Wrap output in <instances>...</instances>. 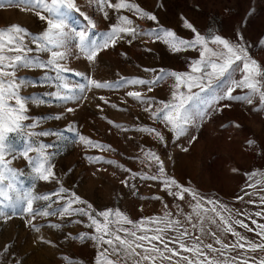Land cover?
I'll return each instance as SVG.
<instances>
[{
    "label": "rangeland",
    "instance_id": "1",
    "mask_svg": "<svg viewBox=\"0 0 264 264\" xmlns=\"http://www.w3.org/2000/svg\"><path fill=\"white\" fill-rule=\"evenodd\" d=\"M129 2L137 3L156 15L157 21L141 19L126 9L118 13L115 9L108 8L103 0H74L79 11L73 9L68 14L70 31H87L91 39L100 41L111 26L118 23V15H127L139 31L148 33L138 35L135 39L131 36L118 39L115 46L102 48L94 61H88L80 53L75 46L78 40L73 35L66 58L61 62L71 69L63 74L67 77L71 91H62L61 94L75 95L78 99L57 100L48 95L57 91L58 81L52 68L21 69L17 73L29 82L22 88V95L40 96L46 101L44 104L28 105L27 114L30 119L24 123H37L36 128L25 127L19 134H8L16 150L12 167L23 173L18 178L19 186L28 188L34 184L32 190L36 194H50L63 186L68 189L66 195L74 192L96 211L119 209L132 221L162 216L165 210L170 211L173 218L184 220V215L192 212L189 207L191 197L180 201L169 196L160 181L145 180L141 175L132 176L134 172L147 175L156 173L155 164L145 157L146 152L152 151L164 161L166 174L174 177L180 184L191 187L207 199L219 201L233 212L259 211L264 207L259 200L264 195V185L248 187L250 183L255 184L260 179L256 176L249 180L251 173L264 172V110H254L261 107L258 98L254 105L235 100L217 101L211 110L207 103L192 101L190 103L194 112L207 111L208 115L197 117L195 123L188 126L187 132L176 138L168 128L151 117L150 111H145L148 98L157 102L170 99L174 78L166 76L154 85H115L122 78L152 80L161 69L165 72L189 71V63L199 58L198 50L186 49L173 53L162 40H156L151 35L152 30L159 32L160 28H164L173 30L181 38L192 39L194 34L184 27L182 17L201 34H218L233 43L239 41L264 68V0ZM112 3H116V0H112ZM105 12L108 13L107 17ZM12 24L21 25L28 30L29 42L38 39L47 29V22L25 9L22 4L5 3L4 7H0V28ZM93 24L95 27H92ZM29 46L35 48L34 44L29 43ZM33 55L47 60L49 54L34 52ZM86 78L114 86L99 89L89 86L83 92L72 87L78 83L86 84ZM234 78L239 79L240 73L236 72ZM129 91L141 93L143 100L128 96ZM216 91L218 89L213 86L212 93ZM244 91L246 90L236 89L234 95H242ZM224 104L229 106L224 107ZM66 108H72L73 111L67 112ZM56 116H60V119H55ZM145 127L160 131L165 142L161 143L154 134L140 131ZM39 131L51 133L32 139L51 145L47 151L53 153L51 163L60 181L59 185L54 181H33L31 169L20 155L29 140L27 133ZM81 135L104 147L88 145L79 139ZM249 140L253 143L248 144ZM121 181H127V185ZM245 193L249 195L246 196ZM156 196L160 199H154ZM242 196L243 200L237 199ZM53 199L58 200V197ZM249 200L254 203H249ZM165 205L168 206L167 209ZM177 205L184 215H177ZM236 218L244 219L250 227H255L246 216ZM252 218L264 223V217L253 215ZM26 219L30 217H26L19 206L15 211L7 206L0 207V264H96L98 248L95 242L90 238H80L81 233L89 237L94 234V229L88 227L90 221L86 216H37L33 223L39 231L31 228ZM57 223L61 225L60 228L51 227ZM185 227L194 236L201 235L191 225L185 223ZM209 227L216 230L214 225ZM235 227L249 240L261 242L256 232ZM169 235L174 233L170 232ZM234 240L230 234L227 235L226 242ZM204 242L214 244L211 236L206 237ZM250 255L259 258L264 253L257 251Z\"/></svg>",
    "mask_w": 264,
    "mask_h": 264
},
{
    "label": "snow or ice",
    "instance_id": "2",
    "mask_svg": "<svg viewBox=\"0 0 264 264\" xmlns=\"http://www.w3.org/2000/svg\"><path fill=\"white\" fill-rule=\"evenodd\" d=\"M103 2L108 8L115 9L118 13L126 9L141 19L157 21L156 15L129 0H116V3H112V0H103ZM5 3L8 5L22 4L25 9L34 12L41 20H45L47 29L39 35L38 39H32L29 42L28 30L21 25L12 24L0 28V207L7 206L15 211L19 206V210L26 217H30L26 219V223L35 231H39L33 223L37 216L49 217L57 214L61 218L74 214L86 216L90 221L88 227L94 229V234L89 237L81 233L80 238H90L95 242L98 248L96 264H264V255H260L259 258L256 255H250L257 251L264 253V223H259L252 218L253 215L264 217V207L254 213L233 212L219 201L207 199L191 187L182 185L174 177L168 176L164 161L152 151L146 152L145 157L155 164L156 173L147 175L134 172L132 176L141 175L145 180L160 181L163 190L180 201L191 197L189 201L191 213L184 215L183 210L177 205L179 209L177 215H184V220L173 218V214L165 210L162 216L144 217L139 221H132L119 209L108 208L96 211L90 203L82 200L74 192L66 195L68 189L63 186L50 194L34 193L32 190L34 184L28 188L19 186L18 178L23 173L12 167L13 160L16 158V150L8 134H19L25 127L36 128L37 123L28 125L24 123L30 119L27 114L28 105L44 104L46 101L36 95L30 97L22 95V88L29 82L19 77L17 73L21 69L52 68L58 81L57 91L48 95L57 100L78 99L75 95L61 94L62 91H71L67 77L63 75L71 69L61 62L66 58L68 45L73 35L78 40L75 46L80 53L88 61H94L102 48L115 46L118 39H124L125 36L135 39L138 35L148 33L139 31L127 15H118V23L111 26L110 31L104 34L102 40L97 41L91 39L87 31L68 30L69 12L73 9L79 11L74 0H0V7H4ZM107 16L108 13L105 12V17ZM181 19L184 27L194 34L192 39L181 38L173 30L164 28H160L159 32L152 30L151 35L156 40H162L173 53L186 49L198 50L199 58L189 63V71L165 72L161 69L152 80L122 78L115 86L121 83L154 85L166 76L174 78L170 99L157 102L148 98L145 111H150L151 117L168 128L176 138L183 136L188 126L195 123L197 117L203 118L208 115L207 111L194 112L190 103L192 101L207 103L211 110L216 106L217 101L235 100L254 105L258 98L261 107L254 110H264V68L249 55L247 48L239 41L233 43L218 34L210 36L201 34L187 19L183 17ZM89 23L91 24V21ZM92 27L95 25L93 24ZM29 43L34 44L35 48L30 47ZM58 49H64V51ZM34 52L49 55L47 60H41L39 56L33 55ZM236 72L240 73L239 79L234 78ZM74 74L81 75L80 73ZM86 79V84L78 83L72 87L83 92L89 86L98 89L114 86L92 78ZM213 86L218 89L215 93H212ZM194 89L198 91H193ZM236 89L246 91L242 95H234ZM148 90L151 91V88ZM210 93L212 94L208 95ZM127 95L136 100H143L139 92L129 91ZM223 106L228 107L229 105L224 104ZM65 110L73 111L72 108ZM55 119H60V116H56ZM140 131L154 134L161 143L165 142L164 135L155 128L145 127ZM50 134L46 131L27 133L29 140L20 155L30 167L33 181H54L59 185L60 181L51 163L53 153L47 151L51 145L32 139V137ZM79 139L93 147H104L82 135ZM192 139L194 140L195 137ZM252 143L253 141H248V144ZM184 150L187 151V149ZM256 176L260 179H257L255 184L250 183L248 187L255 188L256 185H264V172L251 173L249 180H253ZM121 183L127 185V181H121ZM245 195L249 194L245 193ZM53 197H58V200ZM154 199L159 200L160 197L156 196ZM237 199L243 200L244 197H237ZM259 200L260 204L264 205V195H261ZM41 201L44 203H38ZM249 203H254V201L249 200ZM54 204L55 207H53ZM74 205H86V207H74ZM205 205H210V207ZM164 207L168 208L167 205ZM242 215L246 216L255 227H250L244 219L236 218ZM194 220L197 222L194 223ZM185 223L191 225L192 229H198L201 235L194 236L188 227H185ZM209 225H214L216 230L213 231ZM235 226L246 229L248 232H256L261 242L249 240L246 235L237 231ZM51 227L60 228L61 225L57 223L52 224ZM170 232L174 235H169ZM229 234L235 238L234 242H226ZM208 236H211L214 244L219 247H215L213 243H205L204 240ZM46 243H51V241H46ZM5 250L7 251V248Z\"/></svg>",
    "mask_w": 264,
    "mask_h": 264
}]
</instances>
